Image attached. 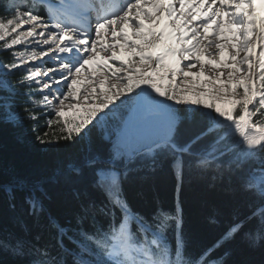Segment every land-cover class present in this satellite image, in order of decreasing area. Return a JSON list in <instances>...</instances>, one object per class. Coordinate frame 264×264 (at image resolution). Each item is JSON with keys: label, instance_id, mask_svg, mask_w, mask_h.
<instances>
[{"label": "snow or ice", "instance_id": "6c2138e0", "mask_svg": "<svg viewBox=\"0 0 264 264\" xmlns=\"http://www.w3.org/2000/svg\"><path fill=\"white\" fill-rule=\"evenodd\" d=\"M0 53V264H264V0H0Z\"/></svg>", "mask_w": 264, "mask_h": 264}, {"label": "trees", "instance_id": "16d2710c", "mask_svg": "<svg viewBox=\"0 0 264 264\" xmlns=\"http://www.w3.org/2000/svg\"><path fill=\"white\" fill-rule=\"evenodd\" d=\"M4 141L7 143L10 154L22 156L24 149L20 148L13 142L11 133H5L3 136ZM174 190H176V178L172 174H165L155 178L150 187L147 188L146 194L149 197L158 198L168 208L175 209L179 202L182 216L184 220V227L187 231L193 233H206L215 234L218 229L209 226L205 219L204 214L201 211V200L212 197L211 192L198 191L196 196L193 197V190L185 181L181 188V191L177 193V200H174ZM177 192V190H176ZM252 259L259 261L261 254L257 251L255 253H248L247 251L238 252L233 256V259ZM7 259V257H5Z\"/></svg>", "mask_w": 264, "mask_h": 264}, {"label": "rangeland", "instance_id": "374dc122", "mask_svg": "<svg viewBox=\"0 0 264 264\" xmlns=\"http://www.w3.org/2000/svg\"><path fill=\"white\" fill-rule=\"evenodd\" d=\"M3 58V54L2 53H0V59H2Z\"/></svg>", "mask_w": 264, "mask_h": 264}]
</instances>
